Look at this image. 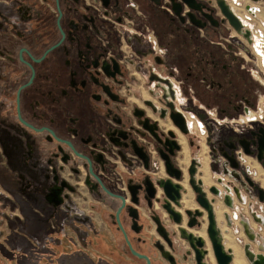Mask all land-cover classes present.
Wrapping results in <instances>:
<instances>
[{"label": "flooded vegetation", "instance_id": "flooded-vegetation-1", "mask_svg": "<svg viewBox=\"0 0 264 264\" xmlns=\"http://www.w3.org/2000/svg\"><path fill=\"white\" fill-rule=\"evenodd\" d=\"M223 1L234 16L243 12L242 0ZM192 4L0 0V173L18 181L23 196L85 213L99 244L74 249L89 258L84 264H219L195 188L226 249L225 199L211 200L218 185L209 174L264 126L226 135L208 112L230 119L254 108L261 83L241 45L229 41L233 28L217 0ZM188 118L204 122V140ZM165 156L178 177L167 173Z\"/></svg>", "mask_w": 264, "mask_h": 264}, {"label": "crops", "instance_id": "crops-1", "mask_svg": "<svg viewBox=\"0 0 264 264\" xmlns=\"http://www.w3.org/2000/svg\"><path fill=\"white\" fill-rule=\"evenodd\" d=\"M222 132L226 135L230 133ZM5 171L0 173V188L3 191L0 192V203L3 204L0 206V219L6 225L0 229L4 235L0 241L3 253L0 254V262H12L13 259L14 263L16 260L17 264H26L22 260L27 259V264H31L32 260V264H84L86 254L74 249L88 243L93 245L95 239L99 244L85 213L75 205L70 209H53L37 196L20 195L18 181ZM225 248L231 250L233 258L236 257L233 264L238 258L242 264H248L241 246L233 243ZM259 251L264 252V245Z\"/></svg>", "mask_w": 264, "mask_h": 264}, {"label": "built area", "instance_id": "built-area-1", "mask_svg": "<svg viewBox=\"0 0 264 264\" xmlns=\"http://www.w3.org/2000/svg\"><path fill=\"white\" fill-rule=\"evenodd\" d=\"M243 14L245 19L240 16L239 19L243 31L249 32V43L252 46V51L256 60V74L264 77V57L255 52L253 47L254 38L259 39V49L264 54V7L262 2H253L251 0H242ZM260 14H263L260 16ZM238 17V16H237ZM256 20L260 27L253 28L254 24L248 25L246 20ZM244 56L243 49L241 52ZM245 58V56H244ZM247 60V59H245ZM255 75V74H254ZM255 75L258 81L263 85L261 80ZM246 112L254 113L256 120L260 118L261 110L255 105L254 108H244L242 113L237 116V121H240V116ZM211 122L215 124L234 123L236 118H219L214 111H209ZM256 113H258L256 115ZM249 121H254L247 119ZM188 128L194 135L202 140L206 137V128L203 121L195 118L187 119ZM240 123H243L240 121ZM236 126V125H235ZM238 133L243 132L242 126L235 128ZM206 145L202 143V150L206 149ZM254 149L255 148H251ZM256 152L253 155L244 153L241 146H237L233 151V157L237 162V168H232L227 159H217L219 172L212 171L209 177L213 181V185L217 186L215 194H211V200L220 197L222 200L225 197L229 198L230 205H224L225 220L222 225V240L224 237L230 238L231 242L241 246L243 251L253 253L256 257L264 256V252H260L259 248L264 245V199L260 200L258 190H264V169L261 163L256 159ZM220 182V184H218ZM251 182V184L249 183ZM220 185V186H219ZM237 190V193L235 192ZM225 243V242H224ZM225 245V244H224Z\"/></svg>", "mask_w": 264, "mask_h": 264}, {"label": "water", "instance_id": "water-1", "mask_svg": "<svg viewBox=\"0 0 264 264\" xmlns=\"http://www.w3.org/2000/svg\"><path fill=\"white\" fill-rule=\"evenodd\" d=\"M184 2H186L190 7H194V5L192 4L193 0H183ZM256 1V0H254ZM217 3L222 11V13L224 14V16L227 18L229 24L231 25V27L233 29H235L236 31H241V23L239 22V20L237 19L236 16H234V14L228 9V7L225 5L223 0H217ZM244 37H248L249 36V32L248 30L244 31L243 34ZM174 123L178 126V128L183 132L186 133V128H185V121L183 119V117L181 116V114L177 113L175 116L172 117ZM259 132L261 133V137H258L257 139L254 140H246L245 138H240L237 142L238 145L242 147L244 153L248 154V155H253L254 152L252 150H250L249 148V144H253L256 145V159L261 163L262 168L264 169V159H263V152H264V129L261 127L259 129ZM231 149L234 148V145L230 146ZM223 156L228 160L230 166L232 168H237V162L235 161L233 155L231 154H227L224 153ZM165 158V166H166V170L167 173L170 176H175L178 177V171L172 167V165L168 162L167 160V156L164 157ZM190 174L193 172L192 169H190ZM168 182H165V184L163 185L164 187V193L167 197H169V193H168ZM251 184V182H249ZM176 187L178 185H175ZM195 190L197 192H199V194L197 195V200L198 202L208 211L209 214V220H210V224H209V228H208V232L210 235V238L212 240V244H213V250L215 253V256L217 258V261L219 264H229L230 260H231V250H226L224 249L223 245L220 244V242L218 241V239L216 238V232L215 229L213 227V217H212V212H211V206L209 204V201L203 196V194L200 192V190L198 188H195ZM211 192L213 194L216 193V190L214 188H211ZM235 192L237 193V190H235ZM258 196L260 200L264 199V190L259 189L258 190ZM46 199L49 202H54L55 205H57L58 203L61 202L60 198L58 200H53V197H46ZM226 205H230V200L229 198L225 197L224 200ZM132 253L136 254L134 252V250L132 248H130ZM244 254L245 256L249 259L252 260V255L251 253H249L246 248L244 250ZM252 264H264V256L262 255H258L256 257L255 260H253Z\"/></svg>", "mask_w": 264, "mask_h": 264}, {"label": "rangeland", "instance_id": "rangeland-1", "mask_svg": "<svg viewBox=\"0 0 264 264\" xmlns=\"http://www.w3.org/2000/svg\"><path fill=\"white\" fill-rule=\"evenodd\" d=\"M236 11H237V13H239V14H241L242 15V18L243 19H245V16H244V14H243V12L242 11H240L239 9L237 10L236 9ZM6 15L8 16V18H9V21H11V20H13V12H11V13H6ZM246 22L248 23V25H251V24H254V27L253 28H258V27H260L261 28V30L263 29L261 26H260V24L256 21V20H246ZM263 33H264V31H263ZM228 39H229V41L231 42V43H239L240 45H241V48L243 49V53H244V56H245V59H247V60H245V62L247 61V63H246V67L248 68V69H252L253 70V73L256 75V76H258L257 74H256V72H255V70H256V60H255V56H254V53H253V51H252V46H251V44L250 43H248L246 40H245V38L241 35V34H239V33H237V32H235L233 29H231V28H229L228 29ZM263 36H264V34H263ZM264 55V54H263ZM243 56V57H244ZM258 78L261 80V82L263 83V86L260 84V87H261V94H259V96H258V98H257V102H256V106L259 108V110H261V113H260V115H261V117L260 118H258L257 117V119L256 120H254V121H249V120H245L243 123H240L239 121H237V117L235 116V118H236V120H235V122L234 123H231V122H228V123H221L219 126L221 127V128H223V129H226L227 131H232V129H235V125H241L242 126V128H243V132H244V134H247L248 133V131L251 129V128H253L254 126H258V125H261V126H264V77L263 76H258ZM258 84V83H257ZM259 85V84H258ZM258 113H256V115H257ZM3 147H5V148H7L5 145H3ZM194 153L196 154V155H198V153L197 152H195L194 151ZM200 155L201 156H198L199 158H201L202 159V161L204 162V158H202V153H200ZM206 160V159H205ZM203 162H202V166H207V161H205L206 162V164L204 163L203 164ZM0 167H2V168H5V166H3V165H1V163H0ZM204 179V178H203ZM205 180V179H204ZM110 187V189L113 191V188L111 187V186H109ZM0 192L2 193L3 191H2V189L0 188ZM20 195H22L21 193H20ZM107 200H108V202L109 203H111V205L113 206V207H117V206H119L120 205V201L118 200V199H112V198H109V197H107ZM1 205H3L2 203H0V206ZM5 210H7V209H5ZM2 219V218H1ZM0 219V229H2V228H5V221L3 220H1ZM3 238H4V235L3 234H1L0 233V241H2L3 240ZM229 240H230V238H229ZM231 241V240H230ZM230 241H228V239H227V237L225 236L224 237V242H225V246H228V244L230 245ZM227 243V244H226ZM1 247V246H0ZM1 250V249H0ZM0 254L1 255H3V253H1V251H0ZM12 260V262H0V264H15L16 263V260H15V263H14V260L13 259H11ZM23 262H26V264H27V259H24V260H22ZM19 262H20V260H19ZM29 262V261H28ZM32 262H33V260L31 261V264H32ZM17 264V263H16Z\"/></svg>", "mask_w": 264, "mask_h": 264}, {"label": "bare ground", "instance_id": "bare-ground-1", "mask_svg": "<svg viewBox=\"0 0 264 264\" xmlns=\"http://www.w3.org/2000/svg\"><path fill=\"white\" fill-rule=\"evenodd\" d=\"M261 15H263V14H260V16ZM237 16H238V18L239 19H241V15L240 14H237ZM236 32H238L239 34H244L242 31H236ZM245 40L249 43V40H250V38H249V36L248 37H245ZM260 42H259V39H258V37H255L254 38V45H253V47H254V49H255V52L257 53V54H259V55H261L262 54V56H263V52H262V50L261 49H259V51H260V53H258L257 51H256V47H258L259 48V44ZM247 119H251V120H254L255 119V117H254V113H252V112H246V114H242L241 116H240V121L241 122H244L245 120H247ZM228 241H230L229 239H228ZM231 242V241H230ZM227 244V243H226ZM230 244H233L232 242L230 243ZM229 245V244H228ZM236 245V244H235ZM230 247V246H229ZM232 248V247H231ZM234 252H235V250H234ZM235 255H236V253H235ZM240 255V254H239ZM237 256V255H236ZM236 258V257H235ZM235 258H233V259H235ZM237 258H238V256H237ZM235 262H236V264H242V262L240 261V259L238 258V259H236L235 260Z\"/></svg>", "mask_w": 264, "mask_h": 264}]
</instances>
